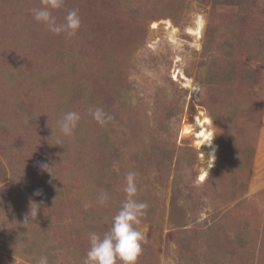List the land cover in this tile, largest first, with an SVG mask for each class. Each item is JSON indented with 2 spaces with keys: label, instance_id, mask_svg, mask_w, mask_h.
Masks as SVG:
<instances>
[{
  "label": "rangeland",
  "instance_id": "374dc122",
  "mask_svg": "<svg viewBox=\"0 0 264 264\" xmlns=\"http://www.w3.org/2000/svg\"><path fill=\"white\" fill-rule=\"evenodd\" d=\"M39 7L0 0V264H83L128 172L149 204L138 264H264V0H65L74 37Z\"/></svg>",
  "mask_w": 264,
  "mask_h": 264
},
{
  "label": "clouds",
  "instance_id": "9594fccd",
  "mask_svg": "<svg viewBox=\"0 0 264 264\" xmlns=\"http://www.w3.org/2000/svg\"><path fill=\"white\" fill-rule=\"evenodd\" d=\"M65 0H41V7L31 9L36 22L42 24L47 31L59 35L65 34L68 37L77 35L81 27V17L77 10H69L62 22H58L53 12L64 7ZM93 118L101 125L105 124L110 116L101 108L89 109ZM80 115L77 112L69 111L58 121V130L63 136H71L77 128ZM53 134V133H52ZM57 141L56 145H60ZM41 169L49 171L52 167L48 164H41ZM136 173L128 172L125 176L124 193L125 199L118 212L112 217L111 226L105 232H89V249L83 260V264H138V258L142 254V245L145 242L144 234L138 229L142 218L147 215L149 204L137 199L138 187ZM54 177V176H53ZM39 195V193H36ZM110 197L102 192L98 198L100 205H106ZM87 207V205H86ZM40 205L30 202L29 214L25 217L37 218ZM38 264H49L47 256H41Z\"/></svg>",
  "mask_w": 264,
  "mask_h": 264
},
{
  "label": "bare ground",
  "instance_id": "6f19581e",
  "mask_svg": "<svg viewBox=\"0 0 264 264\" xmlns=\"http://www.w3.org/2000/svg\"><path fill=\"white\" fill-rule=\"evenodd\" d=\"M205 121L207 122L208 119H205L204 121L200 118L196 119V126L200 127L201 130L198 133V137L201 138V141L203 144L205 145H212V140H213V135L210 132H207L206 126H205ZM195 124V122H194ZM215 145H213V153L215 151ZM213 161H214V156H211V163H210V167L213 165Z\"/></svg>",
  "mask_w": 264,
  "mask_h": 264
}]
</instances>
